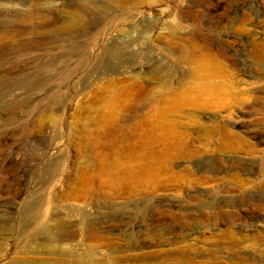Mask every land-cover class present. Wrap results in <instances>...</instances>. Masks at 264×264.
Returning a JSON list of instances; mask_svg holds the SVG:
<instances>
[{
    "label": "rangeland",
    "instance_id": "1",
    "mask_svg": "<svg viewBox=\"0 0 264 264\" xmlns=\"http://www.w3.org/2000/svg\"><path fill=\"white\" fill-rule=\"evenodd\" d=\"M0 264H264V0H0Z\"/></svg>",
    "mask_w": 264,
    "mask_h": 264
},
{
    "label": "bare ground",
    "instance_id": "2",
    "mask_svg": "<svg viewBox=\"0 0 264 264\" xmlns=\"http://www.w3.org/2000/svg\"><path fill=\"white\" fill-rule=\"evenodd\" d=\"M10 162H11V160L6 161V163H10ZM116 175L117 174H116V167L115 166H111L110 168L100 166L98 171L95 173L94 177H95V179H100L99 180L100 184L102 183V184L108 185V184H114L116 182ZM124 181L129 182V180H127V179ZM95 182H97V180ZM87 225H88V227H91L93 224L88 223Z\"/></svg>",
    "mask_w": 264,
    "mask_h": 264
}]
</instances>
